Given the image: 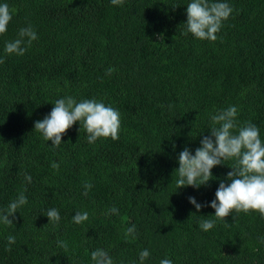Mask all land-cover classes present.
Segmentation results:
<instances>
[{"label": "trees", "instance_id": "16d2710c", "mask_svg": "<svg viewBox=\"0 0 264 264\" xmlns=\"http://www.w3.org/2000/svg\"><path fill=\"white\" fill-rule=\"evenodd\" d=\"M190 2L0 0L12 11L0 35V209L27 197L13 225L0 223V264H94L98 248L114 264H264V216L233 211L225 223L208 206L231 182L234 159L199 187L176 183L179 153L194 155L211 115L229 106L238 126L257 125L264 142V0H222L233 12L215 41L185 34ZM29 25L38 38L24 55L5 53ZM68 96L117 109L119 139L89 144L76 122L52 147L34 124ZM189 197L204 207L197 212ZM52 208L58 223L48 221ZM85 211L89 219L74 223ZM204 219L215 227L203 231ZM133 225L135 238L126 236Z\"/></svg>", "mask_w": 264, "mask_h": 264}, {"label": "clouds", "instance_id": "9594fccd", "mask_svg": "<svg viewBox=\"0 0 264 264\" xmlns=\"http://www.w3.org/2000/svg\"><path fill=\"white\" fill-rule=\"evenodd\" d=\"M124 0H111V4L119 6ZM233 8L222 0H191L186 7V33H191L199 40L215 41L217 33L221 30L223 22L226 21ZM12 19V11L7 3L0 4V35L6 33L7 26ZM163 43V34H158ZM37 34L31 25L21 28L17 38L6 42L5 53L22 56L27 47L37 39ZM4 63L0 59V64ZM115 71L109 68L106 75ZM238 109L236 106H229L214 115L210 119L212 127L210 135L201 139V146L195 150L193 155L187 148L179 153L177 169V189L186 186L199 187L212 179L211 169L221 165L224 160L234 159L236 164L232 171L227 173V179L231 182L225 185L221 182L215 192V199L208 205L215 210L214 216L223 220L231 215L233 211L248 213L259 212L264 216V142L260 138V131L257 125L247 122L238 126L236 117ZM79 122L80 126L87 132V142L95 143L99 138L119 139L121 127L120 112L106 106L102 101L85 99L77 102L71 96L55 101L51 112L42 120L34 124L35 131L41 133L46 141H52V147L61 144L62 135L70 129L74 123ZM53 169H59V164L53 162ZM25 180L31 182V176L26 175ZM85 192L92 187L91 184L84 185ZM189 203L194 205L197 212L204 205L196 202L194 197H189ZM27 204V197L21 192L12 200L7 209H0V223L13 225L17 210ZM118 209L113 207L110 213L118 214ZM46 216L49 222L58 223L60 215L57 209L47 211ZM11 217V219H10ZM89 219V214L76 212L73 222L81 224ZM226 223V222H225ZM215 227V220L204 219L200 223L203 231ZM135 225L129 227L126 236L135 238ZM8 244L15 243L14 236L7 237ZM62 248H67V243L60 242ZM10 250V248H9ZM147 249L139 254L143 262L149 257ZM91 260L94 264H114L112 257L102 248L91 252ZM160 264H173L170 259H162Z\"/></svg>", "mask_w": 264, "mask_h": 264}]
</instances>
